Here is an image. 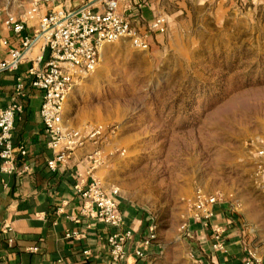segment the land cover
<instances>
[{
  "label": "rangeland",
  "instance_id": "374dc122",
  "mask_svg": "<svg viewBox=\"0 0 264 264\" xmlns=\"http://www.w3.org/2000/svg\"><path fill=\"white\" fill-rule=\"evenodd\" d=\"M38 1L0 0V24ZM158 6L166 31L148 49L107 44L62 116L101 127L103 183L143 209L159 237L177 241L197 190L221 201L264 188L252 176L264 142V0Z\"/></svg>",
  "mask_w": 264,
  "mask_h": 264
},
{
  "label": "crops",
  "instance_id": "0c3cea01",
  "mask_svg": "<svg viewBox=\"0 0 264 264\" xmlns=\"http://www.w3.org/2000/svg\"><path fill=\"white\" fill-rule=\"evenodd\" d=\"M193 1L207 2L156 0L139 7L137 0H121L119 10L141 29L154 20L157 5L169 12L173 3L186 7ZM89 2L95 6L102 4L101 0L72 3L78 7ZM66 8L63 0L42 2L38 15L27 21L22 34L14 33L6 20L0 24V63L8 64L6 69H0V111L15 100L16 83L21 79L25 86L16 101L22 111L16 116L13 141L15 146L23 145L28 151L23 160L19 158L18 167L25 161L31 168L23 174H8L0 169V264H107L110 261L107 238L119 230L83 216L82 200L76 190L77 182L88 180L90 171L101 183L104 179L108 182L110 168L104 165L107 153L99 140L101 127L91 128L82 123L73 126L64 118L66 128L79 130L86 138L57 172L47 165L53 151L48 147L49 137L40 117L43 93L32 85L29 75L32 66L40 68L50 58L44 37L12 64V50L21 49L25 35H36L40 17ZM252 176L257 185H263L256 177V168ZM117 199L125 219L123 228H132L136 233L127 248V264H189L194 260L196 264H245L250 255L255 257L256 264H264V188L246 198L231 196L216 203L215 215L209 222L211 228L195 221L190 206L185 207L179 239L167 238L170 234L159 237L155 231L157 237L143 258L135 255L134 248L149 234L150 217L121 194ZM5 224L12 227L7 235L3 233ZM213 226L227 230L226 252L212 247ZM9 238L14 239L11 244Z\"/></svg>",
  "mask_w": 264,
  "mask_h": 264
},
{
  "label": "built area",
  "instance_id": "2783aa9c",
  "mask_svg": "<svg viewBox=\"0 0 264 264\" xmlns=\"http://www.w3.org/2000/svg\"><path fill=\"white\" fill-rule=\"evenodd\" d=\"M55 1L57 0H39L32 4L21 18H7L6 25L14 33L22 34L27 21L38 15L40 4ZM120 1L101 0L100 6L89 2L78 7L48 12L40 17L36 35L34 37L25 35L21 49L12 50L13 65L30 51L40 37H44L46 47L50 51L48 61L40 68L32 66L29 75L32 85L43 93L40 117L45 133L49 137L48 147L53 151V156L47 162L52 172H57L60 165L67 162L76 147L86 138L79 130L66 128L62 115L68 97L80 78L91 74L99 67L104 47L109 43L128 39L133 47L139 50L148 49L152 34L166 31L167 19L163 14H157L143 30L135 27L131 18L120 12ZM137 1L140 7L156 0ZM7 66V63H0V69H6ZM16 84L15 100L0 111V169L8 174H23L31 169L25 161L21 168L18 167L19 158L23 160L28 151L23 145L15 146L13 141L16 116L22 111V106L16 99L23 94L25 86L21 79ZM258 145L255 152L256 177L262 180L264 186V142ZM76 190L82 200L83 216L119 229L107 238L110 250V261L107 264H127V248L136 233L132 228H123L125 219L117 199L119 188L115 186L107 188L95 173L90 171L88 180L77 182ZM193 197L191 209L195 221H202L210 227L209 222L215 215L214 206L220 197L216 193L206 194L202 190H197ZM11 229L10 225L5 224L3 233L7 235ZM212 230V247L226 252L227 230L220 226H213ZM156 237L155 227L151 226L149 234L136 244L135 255L143 258ZM13 240L9 238L8 243L11 244ZM256 261L255 257L250 255L244 263L256 264ZM189 264H196V261Z\"/></svg>",
  "mask_w": 264,
  "mask_h": 264
}]
</instances>
